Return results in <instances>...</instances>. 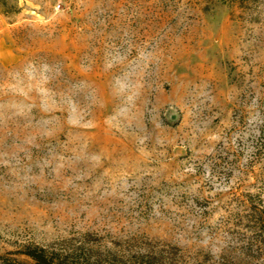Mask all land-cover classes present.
I'll return each mask as SVG.
<instances>
[{"label":"rangeland","instance_id":"374dc122","mask_svg":"<svg viewBox=\"0 0 264 264\" xmlns=\"http://www.w3.org/2000/svg\"><path fill=\"white\" fill-rule=\"evenodd\" d=\"M263 125L264 0H0V255L264 264Z\"/></svg>","mask_w":264,"mask_h":264},{"label":"trees","instance_id":"16d2710c","mask_svg":"<svg viewBox=\"0 0 264 264\" xmlns=\"http://www.w3.org/2000/svg\"><path fill=\"white\" fill-rule=\"evenodd\" d=\"M264 143V125L261 128ZM248 217L250 228L264 233V181L259 193L249 200ZM19 255L24 259L12 257ZM0 264H165L163 257L136 253L133 255H117L111 252L95 251L85 244L77 248L27 246L19 253L0 255Z\"/></svg>","mask_w":264,"mask_h":264}]
</instances>
